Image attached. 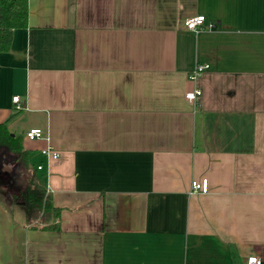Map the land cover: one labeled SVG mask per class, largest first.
I'll use <instances>...</instances> for the list:
<instances>
[{"label": "crops", "instance_id": "crops-1", "mask_svg": "<svg viewBox=\"0 0 264 264\" xmlns=\"http://www.w3.org/2000/svg\"><path fill=\"white\" fill-rule=\"evenodd\" d=\"M28 1L0 123L60 213L27 223L0 190V264H264V0Z\"/></svg>", "mask_w": 264, "mask_h": 264}, {"label": "trees", "instance_id": "trees-1", "mask_svg": "<svg viewBox=\"0 0 264 264\" xmlns=\"http://www.w3.org/2000/svg\"><path fill=\"white\" fill-rule=\"evenodd\" d=\"M28 24V0H0V53L11 49L15 31L27 28ZM3 163L17 168V176L11 178V182H5L0 176V190L7 191V184L20 191V196L11 195V198L25 208L27 223L40 219L50 223L56 219L60 210L53 206L46 191L38 188L36 169L30 152L24 150L23 137L12 134L6 123H0V166Z\"/></svg>", "mask_w": 264, "mask_h": 264}, {"label": "built area", "instance_id": "built-area-1", "mask_svg": "<svg viewBox=\"0 0 264 264\" xmlns=\"http://www.w3.org/2000/svg\"><path fill=\"white\" fill-rule=\"evenodd\" d=\"M206 22V17L204 15H197V16H192L188 17L185 22V28L195 32L199 33L200 31L204 30L206 28L205 26ZM215 26L214 24L208 25L209 29H213ZM210 69L209 64H197L194 69L189 73L188 78L189 80L194 84V89L186 94L187 100L197 103L202 95L201 89L198 87V82L200 77L207 72ZM20 98L14 97L13 102L17 104L16 109L21 110L22 105L20 104ZM26 138L28 140H39L44 138L43 137V132L41 129H31L29 132L26 134ZM41 153L46 156L49 159L57 160L60 157V154L54 149L53 146L49 145L47 148L43 149ZM43 166L39 165L37 166V170H42ZM209 193V182L207 179H202L201 181L194 180L191 184V190L190 194L191 195H196V194H208ZM263 261L261 258L257 256H248L247 261L245 264H262Z\"/></svg>", "mask_w": 264, "mask_h": 264}, {"label": "rangeland", "instance_id": "rangeland-1", "mask_svg": "<svg viewBox=\"0 0 264 264\" xmlns=\"http://www.w3.org/2000/svg\"><path fill=\"white\" fill-rule=\"evenodd\" d=\"M5 164H9V163H3L2 166H0V176H2V179L5 181V182H8L10 181L11 182V178H14L15 176H17V168H14L12 170V172H5L4 171V165ZM10 189H14L16 190L15 188H12V187H7V191L5 190V192L8 193V190ZM38 223H41V224H47L45 221L41 220V221H37Z\"/></svg>", "mask_w": 264, "mask_h": 264}, {"label": "water", "instance_id": "water-1", "mask_svg": "<svg viewBox=\"0 0 264 264\" xmlns=\"http://www.w3.org/2000/svg\"><path fill=\"white\" fill-rule=\"evenodd\" d=\"M12 170H13V166L11 164H5L4 165V171L5 172H12ZM8 194L20 196V191L10 189V190H8Z\"/></svg>", "mask_w": 264, "mask_h": 264}, {"label": "flooded vegetation", "instance_id": "flooded-vegetation-1", "mask_svg": "<svg viewBox=\"0 0 264 264\" xmlns=\"http://www.w3.org/2000/svg\"><path fill=\"white\" fill-rule=\"evenodd\" d=\"M6 187H8V185L6 184Z\"/></svg>", "mask_w": 264, "mask_h": 264}]
</instances>
